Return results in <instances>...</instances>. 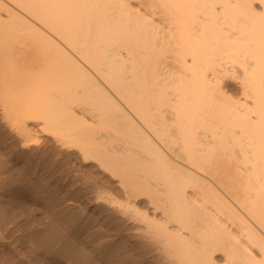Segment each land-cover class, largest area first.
I'll return each instance as SVG.
<instances>
[{
  "label": "bare ground",
  "instance_id": "6f19581e",
  "mask_svg": "<svg viewBox=\"0 0 264 264\" xmlns=\"http://www.w3.org/2000/svg\"><path fill=\"white\" fill-rule=\"evenodd\" d=\"M2 74L23 144L100 160L166 264H264V0H0Z\"/></svg>",
  "mask_w": 264,
  "mask_h": 264
},
{
  "label": "rangeland",
  "instance_id": "374dc122",
  "mask_svg": "<svg viewBox=\"0 0 264 264\" xmlns=\"http://www.w3.org/2000/svg\"><path fill=\"white\" fill-rule=\"evenodd\" d=\"M3 115L1 107L0 264H166L108 201L123 198L117 175L42 131L54 124L31 123L36 140L23 144Z\"/></svg>",
  "mask_w": 264,
  "mask_h": 264
}]
</instances>
